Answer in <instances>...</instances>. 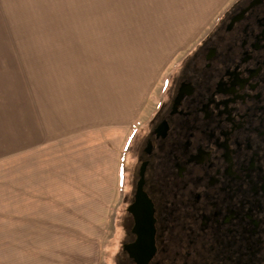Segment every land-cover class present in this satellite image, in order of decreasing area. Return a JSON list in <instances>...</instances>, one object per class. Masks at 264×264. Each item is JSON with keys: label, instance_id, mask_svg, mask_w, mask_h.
Instances as JSON below:
<instances>
[{"label": "flooded vegetation", "instance_id": "1", "mask_svg": "<svg viewBox=\"0 0 264 264\" xmlns=\"http://www.w3.org/2000/svg\"><path fill=\"white\" fill-rule=\"evenodd\" d=\"M167 80L113 264H264V0H233Z\"/></svg>", "mask_w": 264, "mask_h": 264}, {"label": "rangeland", "instance_id": "2", "mask_svg": "<svg viewBox=\"0 0 264 264\" xmlns=\"http://www.w3.org/2000/svg\"><path fill=\"white\" fill-rule=\"evenodd\" d=\"M228 1L0 0V50L44 43L51 29L106 28L123 34L125 55L151 51L158 64L140 94L151 114L137 115L119 148L118 175L92 161L94 137L0 157V264H113L134 146L166 99V60Z\"/></svg>", "mask_w": 264, "mask_h": 264}, {"label": "crops", "instance_id": "3", "mask_svg": "<svg viewBox=\"0 0 264 264\" xmlns=\"http://www.w3.org/2000/svg\"><path fill=\"white\" fill-rule=\"evenodd\" d=\"M232 1L171 58L166 51V78ZM45 32L44 43L0 50V157L24 155L51 141L94 137L99 152L92 161L106 164L109 174L114 165L118 175L119 148L143 113L146 101L140 94L158 66L155 55L140 50L125 55L123 34L113 29Z\"/></svg>", "mask_w": 264, "mask_h": 264}, {"label": "water", "instance_id": "4", "mask_svg": "<svg viewBox=\"0 0 264 264\" xmlns=\"http://www.w3.org/2000/svg\"><path fill=\"white\" fill-rule=\"evenodd\" d=\"M140 188V185L138 186ZM138 264H145L144 262L138 261Z\"/></svg>", "mask_w": 264, "mask_h": 264}]
</instances>
